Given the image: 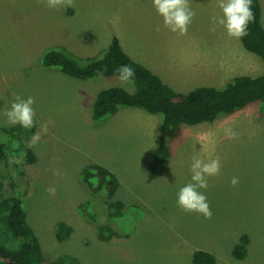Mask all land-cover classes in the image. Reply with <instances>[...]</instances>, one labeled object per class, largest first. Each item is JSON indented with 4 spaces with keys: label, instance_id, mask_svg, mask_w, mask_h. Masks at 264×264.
<instances>
[{
    "label": "rangeland",
    "instance_id": "374dc122",
    "mask_svg": "<svg viewBox=\"0 0 264 264\" xmlns=\"http://www.w3.org/2000/svg\"><path fill=\"white\" fill-rule=\"evenodd\" d=\"M189 2L196 15L187 33L179 35L164 27L152 0H75L74 7L61 10L38 0H0V126L8 127L4 112L17 96L35 99L34 134L39 132L41 139L31 146L37 161L23 164V178L29 181L23 200L50 258L67 253L80 264H193L194 251L205 250L216 264H264V108L258 102L213 122L177 126L168 135L167 165L148 180L160 114L121 107L98 121L92 118L100 90L119 86L134 91V84H121L118 76L76 79L40 64L51 47H63L82 62L101 56L116 36L132 59L177 92L222 87L242 74L264 75V62L240 39L229 38L219 25L209 30L212 18L222 14L218 0ZM42 124L47 132H41ZM229 126L239 139L224 135ZM31 137L23 140L26 146ZM13 143L16 149L18 140ZM194 155L221 158L220 174L208 178L206 191L201 189L211 219L184 212L176 203L179 188L190 180ZM92 163L118 177L114 198L124 204L121 216L109 217L104 193L92 195L82 185L81 171ZM53 169L61 174L54 175ZM232 177L239 179L235 186ZM4 182V193L14 194L9 180ZM49 186L56 187L54 196L45 191ZM85 203L92 218L80 209ZM94 220L119 236L99 240ZM59 221L73 228L63 241L55 235ZM243 234L249 235L247 254L237 259L232 251Z\"/></svg>",
    "mask_w": 264,
    "mask_h": 264
},
{
    "label": "trees",
    "instance_id": "16d2710c",
    "mask_svg": "<svg viewBox=\"0 0 264 264\" xmlns=\"http://www.w3.org/2000/svg\"><path fill=\"white\" fill-rule=\"evenodd\" d=\"M252 11L254 20L248 25L247 35L240 40L248 51L264 62V26L260 0H252ZM40 64L44 68H58L65 75L82 80L98 75L118 76L117 69L125 64L135 70L132 79L134 91L119 86L100 90L92 104V118L98 121L117 113L121 107H137L152 114H160L157 143L148 165V180L162 174L170 158L168 135L180 124L213 122L221 115H229L255 102L264 108V75L242 74L230 78L222 87L202 85L187 93L177 92L150 68L132 59L123 50L116 36L101 56L87 57L82 62L63 47H51L42 54ZM36 129V122L31 129L19 124L0 126V264H80L77 257L67 253L54 259L47 256L28 221L23 196L29 181L23 178V164L35 163L37 156L23 140L31 137ZM15 140L19 142L16 149L12 147ZM5 179L9 180L14 194L4 193ZM80 180L90 194L104 193L103 201L109 217L122 215L124 204L114 198L119 188L115 173L103 165L92 163L82 169ZM20 190L21 195H17ZM87 204H82L80 209L92 218L85 212ZM94 222L99 240L108 241L119 236L108 224L98 223L97 220ZM72 231V226L66 222L59 221L55 224V235L59 241L68 238ZM248 244L249 235H241L232 255L243 259L247 254ZM192 263L216 264V259L208 251L196 250L192 255Z\"/></svg>",
    "mask_w": 264,
    "mask_h": 264
},
{
    "label": "clouds",
    "instance_id": "9594fccd",
    "mask_svg": "<svg viewBox=\"0 0 264 264\" xmlns=\"http://www.w3.org/2000/svg\"><path fill=\"white\" fill-rule=\"evenodd\" d=\"M38 3H42L44 7L50 10H61L75 6V0H38ZM152 4L156 13L162 17L165 28L179 35L187 33L188 27L196 15L189 0H152ZM217 6L222 14L212 18L213 27L209 29L210 31H215V26L219 25L225 29L229 38L241 39L247 35L248 25L254 20L252 0H218ZM117 72L121 84L131 83L135 75V70L127 64L121 65ZM34 104L35 99L31 96L27 98L17 96L4 112L8 126L19 124L26 129L34 127L36 116ZM223 131L229 140L239 139V134L232 127H225ZM41 132H47V125H41ZM40 139L41 134L39 132L34 134L29 141V146L36 145ZM221 167L222 163L219 156L204 159L199 155H194L189 167L190 180L177 192V206L184 212H194L202 215L205 219H211L213 213L207 202V197L201 189L207 190L208 178L219 175ZM52 171L54 175L61 174L58 169ZM230 182L235 186L239 183V179L232 177ZM45 191L50 196H54L56 187L49 186Z\"/></svg>",
    "mask_w": 264,
    "mask_h": 264
},
{
    "label": "crops",
    "instance_id": "0c3cea01",
    "mask_svg": "<svg viewBox=\"0 0 264 264\" xmlns=\"http://www.w3.org/2000/svg\"><path fill=\"white\" fill-rule=\"evenodd\" d=\"M67 9H68V8H67ZM67 9L65 10L64 16H66ZM70 16H72V15H70Z\"/></svg>",
    "mask_w": 264,
    "mask_h": 264
}]
</instances>
